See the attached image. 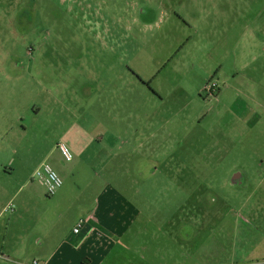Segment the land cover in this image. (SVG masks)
<instances>
[{"label":"rangeland","instance_id":"obj_1","mask_svg":"<svg viewBox=\"0 0 264 264\" xmlns=\"http://www.w3.org/2000/svg\"><path fill=\"white\" fill-rule=\"evenodd\" d=\"M246 23H264V0H0V232L11 263L33 264L30 239L68 216L34 179L47 162L80 198L97 180L171 196L167 208L211 230L195 239L198 264H264V57L237 60ZM211 79L216 96L204 90Z\"/></svg>","mask_w":264,"mask_h":264},{"label":"crops","instance_id":"obj_2","mask_svg":"<svg viewBox=\"0 0 264 264\" xmlns=\"http://www.w3.org/2000/svg\"><path fill=\"white\" fill-rule=\"evenodd\" d=\"M240 30L242 46L236 52L237 60L262 59L264 23H246ZM155 135L152 134V138ZM143 171L142 168L141 173ZM157 171L154 170L152 176ZM114 172L111 169V173ZM144 184L149 182H87L85 187L92 195L89 198L74 195L71 187L65 189L63 184L53 202L68 216L63 222L64 213H60L58 222L49 226L51 219L48 218L45 234L36 236L34 241L30 239L32 245L39 244L38 249H32L33 252L38 250L33 260H38L39 264H198L195 239L198 235L210 237L211 230L199 234L193 213L182 214L179 206L168 205L167 208L165 201H172L171 196H159L156 192V196L145 197ZM159 184L155 182L151 187L157 190ZM67 218L70 225L66 224ZM81 218H85L86 223L76 233L74 228ZM7 236L4 231L0 232V264H15L5 252ZM12 236L17 241L26 240L25 233ZM17 252H21L18 247Z\"/></svg>","mask_w":264,"mask_h":264},{"label":"built area","instance_id":"obj_3","mask_svg":"<svg viewBox=\"0 0 264 264\" xmlns=\"http://www.w3.org/2000/svg\"><path fill=\"white\" fill-rule=\"evenodd\" d=\"M204 90L209 96H216L220 91V84L217 80L211 79L204 85ZM59 150L66 160L70 161L73 159V153L68 144L60 142L58 144ZM34 179L42 181L44 184L48 195H55L58 190L63 186L64 182L60 174L50 163H43L34 172ZM13 204L7 206L6 210H13ZM86 223L85 218H81L76 224L74 231L76 233L80 232L84 224ZM33 264H39L38 260H34Z\"/></svg>","mask_w":264,"mask_h":264},{"label":"flooded vegetation","instance_id":"obj_4","mask_svg":"<svg viewBox=\"0 0 264 264\" xmlns=\"http://www.w3.org/2000/svg\"><path fill=\"white\" fill-rule=\"evenodd\" d=\"M234 180H235L236 182L240 181V175H239V174L235 175Z\"/></svg>","mask_w":264,"mask_h":264}]
</instances>
